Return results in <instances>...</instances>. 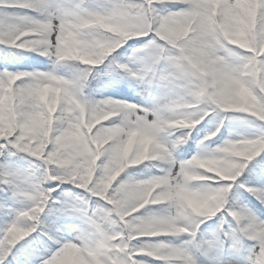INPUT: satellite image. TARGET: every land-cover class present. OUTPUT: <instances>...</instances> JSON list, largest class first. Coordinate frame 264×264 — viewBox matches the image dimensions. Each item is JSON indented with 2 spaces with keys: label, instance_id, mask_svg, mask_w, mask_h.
Returning a JSON list of instances; mask_svg holds the SVG:
<instances>
[{
  "label": "snow or ice",
  "instance_id": "6c2138e0",
  "mask_svg": "<svg viewBox=\"0 0 264 264\" xmlns=\"http://www.w3.org/2000/svg\"><path fill=\"white\" fill-rule=\"evenodd\" d=\"M0 264H264V0H0Z\"/></svg>",
  "mask_w": 264,
  "mask_h": 264
},
{
  "label": "trees",
  "instance_id": "16d2710c",
  "mask_svg": "<svg viewBox=\"0 0 264 264\" xmlns=\"http://www.w3.org/2000/svg\"><path fill=\"white\" fill-rule=\"evenodd\" d=\"M238 130L242 131L243 129H238Z\"/></svg>",
  "mask_w": 264,
  "mask_h": 264
}]
</instances>
